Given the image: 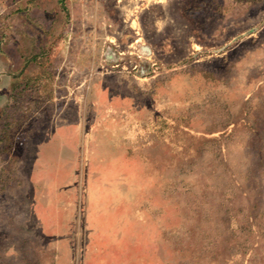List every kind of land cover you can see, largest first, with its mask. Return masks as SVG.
<instances>
[{
	"label": "rangeland",
	"instance_id": "obj_1",
	"mask_svg": "<svg viewBox=\"0 0 264 264\" xmlns=\"http://www.w3.org/2000/svg\"><path fill=\"white\" fill-rule=\"evenodd\" d=\"M10 29L34 37L24 60L2 66L25 63L26 78L0 106V264H79L80 249L38 230L29 213L45 189L26 180L49 115L77 108L49 101L54 88L75 93L97 67L139 96L149 88L141 103L154 120L134 137L158 163L150 197L116 226L136 261H115L111 246L106 264H264V0H0V47ZM89 209L60 220L57 236L78 244Z\"/></svg>",
	"mask_w": 264,
	"mask_h": 264
},
{
	"label": "crops",
	"instance_id": "obj_2",
	"mask_svg": "<svg viewBox=\"0 0 264 264\" xmlns=\"http://www.w3.org/2000/svg\"><path fill=\"white\" fill-rule=\"evenodd\" d=\"M7 34L11 39L7 37V43L0 47V106L8 102L13 89L17 90L26 78L25 63L21 69L9 67L10 71L2 66H9L14 54L19 56H15L16 61L24 60V41L34 37L32 32L20 29L7 30ZM100 69L97 67L90 81L88 76L77 82L74 80L78 88L75 93L57 94L54 88L48 98L49 101L73 102L77 108L49 115L48 130L42 132L46 138L33 145L32 179L26 181L27 184L37 183L45 192L39 195L33 192L32 212L28 213L33 219L39 218L38 230L42 228L53 238L48 240L49 246L77 247L78 252L80 249L79 264L112 261L111 246L116 247L115 261L135 262L137 244L133 236L116 237L115 232L118 223L129 227L137 206L135 199L150 197L148 189L158 179L152 169L158 163L142 155L150 145L136 144L134 137L139 131L146 134V127L154 120L151 106L141 103L149 88L142 86L141 99L134 81L119 80L117 76L110 80L103 70L99 72ZM52 85L56 87L57 82ZM82 88H85L83 93ZM81 183L86 185L81 187ZM82 204L90 207L89 222L80 228L78 244H67V237L62 240L57 232L66 230L69 224L60 220L65 221L69 216L67 219L71 221ZM141 246L144 250L145 239ZM126 247L128 255L123 254ZM87 249L89 253L85 252Z\"/></svg>",
	"mask_w": 264,
	"mask_h": 264
}]
</instances>
